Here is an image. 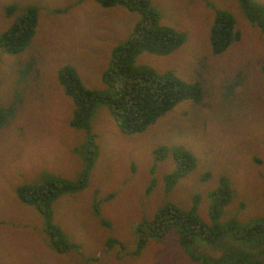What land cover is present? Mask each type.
<instances>
[{
    "label": "rangeland",
    "instance_id": "rangeland-1",
    "mask_svg": "<svg viewBox=\"0 0 264 264\" xmlns=\"http://www.w3.org/2000/svg\"><path fill=\"white\" fill-rule=\"evenodd\" d=\"M252 1L264 6V0ZM149 5L159 13L158 23L183 33L184 42L164 56L143 52L135 65L200 84L202 99L181 101L143 133L131 135L121 133L108 106L99 104L88 134L70 126L75 107L58 73L70 66L86 88L110 92L101 77L139 14L94 0H0V36L26 8L37 9L27 45L16 54L0 47V264H230L235 258L264 264V240H237L230 233L212 243L195 237L181 246L173 230L133 255L137 224L150 221L165 204L183 211L194 207L208 228L230 222L239 228L264 218V31L245 17L237 0ZM217 10L233 16L239 33L219 55L209 39ZM159 147L169 150L163 159L153 155ZM93 148L85 186L51 204L52 222L73 246L55 251V234L44 228L37 209L19 200L16 188L75 183ZM174 148L189 151L196 166L167 193L164 177L174 168ZM221 179L233 196L213 220L209 194ZM223 256L231 259L221 261Z\"/></svg>",
    "mask_w": 264,
    "mask_h": 264
},
{
    "label": "trees",
    "instance_id": "trees-1",
    "mask_svg": "<svg viewBox=\"0 0 264 264\" xmlns=\"http://www.w3.org/2000/svg\"><path fill=\"white\" fill-rule=\"evenodd\" d=\"M104 8L121 6L130 12H136L140 20L135 24L132 34L122 45L116 46L111 52L109 69L103 73L102 82L110 89L108 93L86 88L78 74L70 66H65L58 73V81L74 104L75 111L70 121L71 127L84 129L88 134L89 121L92 111L99 104L108 106L110 114L115 119L121 133L131 135L143 133L147 127L154 124L164 113L184 100L199 102L203 90L198 83H187L176 78L171 72L159 75L148 66L135 65L139 54L146 52L152 55H168L179 48L184 42L183 33H177L167 26L158 23L159 13L152 9L149 0H94ZM245 17L264 31V6L252 0H237ZM210 31V45L213 54L219 55L230 46L233 41L239 40L238 31L234 30L233 16L224 10H217ZM37 25V9H25L20 19L0 36V47L9 54L21 51L35 33ZM264 73V65L262 68ZM88 136L87 144H91ZM94 151L88 150L87 169L74 183L52 180L49 183L34 186H19L16 194L22 203L33 206L42 215L45 221L44 228L55 234L53 247L55 251L62 248H72L66 244L59 234L58 228L51 219L52 202L61 194L75 192L83 188L87 182L88 172L94 161ZM169 153L165 147L153 151V155L163 159ZM174 168L164 177V191L169 192L176 183L187 176L196 166L193 155L182 148L171 149ZM233 192L226 179H221L216 190L210 192L209 214L217 220L221 211L232 199ZM109 198V197H108ZM106 198V200L108 199ZM264 199V196H263ZM197 201V198H194ZM196 204V202H194ZM104 224V221H103ZM175 232L181 246H186L195 237L212 243L223 233H230L235 239L260 243L264 240V218L237 228L234 222L224 226L208 228L196 215L195 208L183 211L173 205L165 204L159 208L150 221L137 224V243L133 255H138L149 239H160L170 231ZM114 240H110L112 244ZM252 244L254 247L260 244ZM61 245V247H60ZM193 260H196L192 258ZM231 259L223 256L221 261ZM202 264H207L203 262ZM230 264H256L235 258ZM261 264V263H257Z\"/></svg>",
    "mask_w": 264,
    "mask_h": 264
}]
</instances>
